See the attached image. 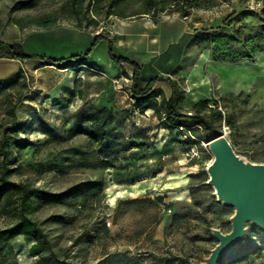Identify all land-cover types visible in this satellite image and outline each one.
<instances>
[{
  "label": "rangeland",
  "instance_id": "rangeland-1",
  "mask_svg": "<svg viewBox=\"0 0 264 264\" xmlns=\"http://www.w3.org/2000/svg\"><path fill=\"white\" fill-rule=\"evenodd\" d=\"M111 1L0 0V41H20L31 55L68 57L86 52L97 34L105 37L80 68L31 59L19 63L25 85L0 86V138L2 126L21 123L9 134L10 153L0 154V171L6 167L10 180L51 196L81 189L63 202L40 198L31 214L62 258L97 264L107 254H126L140 264H165L160 257L176 256L170 264H204L219 242L212 229L230 232L235 208L208 184L211 133L195 118L183 126L161 119V101L171 95L169 79L184 91L181 113L208 100L201 115L215 135H224L242 159L264 163V0H231L188 17L139 14L140 0L114 7ZM215 35L227 44L216 52ZM109 41L116 56L142 67L145 80L163 77L155 85L159 110L134 102L133 67L111 60ZM245 52L254 58L223 57ZM14 66L2 59L0 74ZM91 115L108 132L103 143L79 125ZM175 173L186 175L178 179L189 193L183 200L165 189ZM149 183L154 188L140 196L109 201L119 189ZM12 222L0 218V228ZM34 243L19 235L14 254L1 255L0 264H41ZM229 250L217 264H264V230L248 222L242 245Z\"/></svg>",
  "mask_w": 264,
  "mask_h": 264
},
{
  "label": "trees",
  "instance_id": "trees-1",
  "mask_svg": "<svg viewBox=\"0 0 264 264\" xmlns=\"http://www.w3.org/2000/svg\"><path fill=\"white\" fill-rule=\"evenodd\" d=\"M127 1V0H124ZM231 0H140L144 10L138 12L139 14H152L156 15L159 12H167L168 14L178 13L181 17H188L194 9H208L218 6L224 2ZM122 0H112V7L120 4ZM113 14V13H110ZM117 15L124 16L122 13H116ZM82 27V24H78ZM104 35L97 34L96 39L92 46L82 53L73 54L68 57H48V56H34L25 51L23 43L20 41H0V58L16 59L22 62L31 59L39 60L42 65H52L63 69L73 67L74 69L80 68L83 64H87L90 54L93 49L98 45L99 41L104 39ZM214 39V52L227 44L224 41V36L215 35ZM109 56L116 64L129 63L133 67V76L131 84V96L134 102L141 105L142 109H158L157 97L162 93L157 91L155 85L158 80L162 79V76H156L154 78L145 80L142 76V67L134 60L127 57L116 56L113 51L112 42L109 41ZM254 53L245 52L242 55L233 56L230 53L225 54L224 59H236V58H254ZM24 69L21 68L19 72L6 79H0V86H8L12 83H22ZM169 82L172 84L171 95L164 98L161 101L164 111L159 112V117L165 118V121L172 125L183 126L187 124V119L195 118L198 122L204 126L208 133L213 132V126L208 123L201 115V111L208 107V100L199 101L194 108V113L187 114L179 111V102L184 98V91H178L177 85L171 79ZM21 101V98L19 99ZM223 119L221 111H213ZM98 117L91 115L84 121L79 123L80 126L85 127L89 136L103 143L108 135V132L103 127H97ZM20 122L17 120L12 121L11 124L2 126L3 138H0V154L7 156L10 153L8 148V139L10 132L14 134L18 133L21 129ZM104 169L111 166L108 159L100 161ZM9 170L5 167L0 171V218L12 217L14 222L7 224L0 228V256L7 253L14 254L13 241L19 235H26L35 240V243L31 247V252L40 258L41 264H81L72 259L62 258L59 253L54 249V245L48 235L44 232L43 228L37 223L31 214L35 209L37 200L40 198H50L55 202H63L69 196H79L82 192L81 189H70L62 193L53 194L44 193L33 187L30 184L24 182H15L8 178ZM49 196V197H48ZM122 201L119 202V204ZM243 240V239H242ZM242 245L240 241L236 246ZM235 247V246H234ZM232 248V247H231ZM230 251V250H229ZM227 251L226 253H230ZM225 253V254H226ZM222 257V256H221ZM220 257V258H221ZM179 258L176 256L160 257V260L165 264H170ZM97 264H140L139 259L126 254H107L102 261Z\"/></svg>",
  "mask_w": 264,
  "mask_h": 264
},
{
  "label": "water",
  "instance_id": "water-1",
  "mask_svg": "<svg viewBox=\"0 0 264 264\" xmlns=\"http://www.w3.org/2000/svg\"><path fill=\"white\" fill-rule=\"evenodd\" d=\"M210 138L215 159L208 168V184L215 188L219 201L235 208L230 232L212 229L219 242L204 264H217L221 256L242 241L248 222L264 230V163L242 159L222 134L211 132Z\"/></svg>",
  "mask_w": 264,
  "mask_h": 264
},
{
  "label": "bare ground",
  "instance_id": "bare-ground-1",
  "mask_svg": "<svg viewBox=\"0 0 264 264\" xmlns=\"http://www.w3.org/2000/svg\"><path fill=\"white\" fill-rule=\"evenodd\" d=\"M185 176V173H175L165 187V189L169 190V195L176 200H183L186 196H189L188 189L181 188L183 185L178 181L179 178H183ZM152 188H154V186L149 183L141 186L137 185L130 189H119L109 195V201L115 204L119 198L125 195L140 196Z\"/></svg>",
  "mask_w": 264,
  "mask_h": 264
},
{
  "label": "crops",
  "instance_id": "crops-1",
  "mask_svg": "<svg viewBox=\"0 0 264 264\" xmlns=\"http://www.w3.org/2000/svg\"><path fill=\"white\" fill-rule=\"evenodd\" d=\"M2 59H4V58H0V61H1ZM12 60H14V62H15V66L13 67V69L8 70V71L2 70V73L0 74V78L9 77V76H11L12 74H16L17 72L20 71L21 68H23L22 65H19V63H20V64L23 63L22 61H20V60H16V59H12Z\"/></svg>",
  "mask_w": 264,
  "mask_h": 264
}]
</instances>
